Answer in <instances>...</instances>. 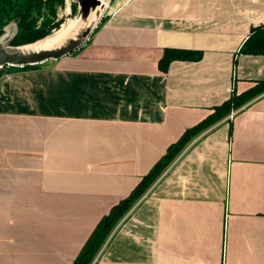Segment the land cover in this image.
I'll list each match as a JSON object with an SVG mask.
<instances>
[{
  "label": "crops",
  "instance_id": "obj_1",
  "mask_svg": "<svg viewBox=\"0 0 264 264\" xmlns=\"http://www.w3.org/2000/svg\"><path fill=\"white\" fill-rule=\"evenodd\" d=\"M77 51L0 67V264H72L169 145L264 79V0H109ZM201 49L172 61L165 48ZM92 264H264V93L191 140Z\"/></svg>",
  "mask_w": 264,
  "mask_h": 264
},
{
  "label": "trees",
  "instance_id": "obj_2",
  "mask_svg": "<svg viewBox=\"0 0 264 264\" xmlns=\"http://www.w3.org/2000/svg\"><path fill=\"white\" fill-rule=\"evenodd\" d=\"M64 5L65 0H0V35L4 32V27L7 24L15 22L17 32L9 42L10 45L27 44L44 38L60 26L61 18L58 17V9ZM70 6L72 9H76L77 4L71 1ZM103 20L104 17L101 18L93 32L98 29ZM239 52L264 55V24L251 28L250 34L242 43ZM202 56L203 50L201 49L168 47L163 50L158 61V67L161 71H166L172 61H197ZM39 65L7 67L8 69L19 70L36 68ZM263 93L264 79L256 80L245 91L241 93L232 92L229 98L214 106L212 112L204 119L187 128L177 141L169 145L165 155L154 164L149 172L142 176L131 192L116 203L108 214L97 223L72 264H92L117 223L141 199L187 144L203 131L226 118L232 111L240 109Z\"/></svg>",
  "mask_w": 264,
  "mask_h": 264
},
{
  "label": "water",
  "instance_id": "obj_3",
  "mask_svg": "<svg viewBox=\"0 0 264 264\" xmlns=\"http://www.w3.org/2000/svg\"><path fill=\"white\" fill-rule=\"evenodd\" d=\"M66 1L69 0H65V3ZM71 1L75 2L78 6V19L87 17L91 10L96 12L98 7L104 9L109 2V0H70V2ZM93 22L94 18L85 27H82L74 37L68 38L58 47L26 52L20 51L18 48L42 40L48 35L31 43L12 46L9 42L17 32V25L15 22H10L4 27V32L0 35V67H22L27 65L42 64L46 61L58 60L68 54H71L80 49L88 40L89 36L95 29H92Z\"/></svg>",
  "mask_w": 264,
  "mask_h": 264
},
{
  "label": "bare ground",
  "instance_id": "obj_4",
  "mask_svg": "<svg viewBox=\"0 0 264 264\" xmlns=\"http://www.w3.org/2000/svg\"><path fill=\"white\" fill-rule=\"evenodd\" d=\"M95 16V11L91 10L89 15L83 19H77L73 23L61 25L51 35L37 42L22 46L18 48L20 51H38L41 49H49L62 45L68 38L74 37L77 32L89 24Z\"/></svg>",
  "mask_w": 264,
  "mask_h": 264
},
{
  "label": "rangeland",
  "instance_id": "obj_5",
  "mask_svg": "<svg viewBox=\"0 0 264 264\" xmlns=\"http://www.w3.org/2000/svg\"><path fill=\"white\" fill-rule=\"evenodd\" d=\"M107 10H108L107 6L104 9L100 7L97 8L95 12V16H94V22H93L92 29H94L95 26L98 24V22L101 20V18L104 17V14L105 12H107ZM78 16H79L78 6H76V9H72V7L70 6V0L66 1L64 7H60L58 9V17L61 18V24L57 29H59L61 25H66L68 23H73L74 21H77ZM55 30H53L49 35H51ZM52 62H53L52 60L46 61L43 65L51 64Z\"/></svg>",
  "mask_w": 264,
  "mask_h": 264
}]
</instances>
